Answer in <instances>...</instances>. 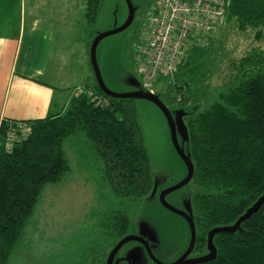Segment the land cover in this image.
Returning <instances> with one entry per match:
<instances>
[{
	"label": "trees",
	"instance_id": "16d2710c",
	"mask_svg": "<svg viewBox=\"0 0 264 264\" xmlns=\"http://www.w3.org/2000/svg\"><path fill=\"white\" fill-rule=\"evenodd\" d=\"M87 3L89 27H94L103 0ZM231 22L242 30L264 28V0H231L226 23ZM215 39L192 49L171 80L181 105L203 102L201 111L184 118L194 163L191 182L200 190L192 199L193 256L208 252L212 228L234 224L264 194V49L244 56L234 77L210 88L204 82ZM89 90L74 96L63 113L25 121L31 133L11 150L6 136L16 121L2 120L0 264H8L24 239L46 187L71 171L67 148L79 160L97 162L98 192L84 227L59 250L56 264H71L66 260L82 251L95 261L111 250L129 232L131 209L151 192L150 157L135 100L111 97L97 83L96 95ZM214 244L215 259L200 264H264V203L236 231L215 235Z\"/></svg>",
	"mask_w": 264,
	"mask_h": 264
},
{
	"label": "rangeland",
	"instance_id": "374dc122",
	"mask_svg": "<svg viewBox=\"0 0 264 264\" xmlns=\"http://www.w3.org/2000/svg\"><path fill=\"white\" fill-rule=\"evenodd\" d=\"M131 1L137 9L134 22L125 30L101 40L96 51L102 78L106 86L114 92L134 91L137 88L134 80L140 82L133 53L143 22L147 19L154 0ZM84 3L85 0H0V35L18 33L21 30L31 36L33 29L37 28L49 33L51 40L47 42L46 49L51 47V54L48 62L59 59L70 62L75 78H80L87 65L90 79L86 87L90 89L89 94L93 95L96 93V78L90 56L87 58V64H84L76 49L79 45L74 43V39L86 38L82 30H77L83 20ZM127 17L128 6L125 0H103L94 27H89L90 42L97 34L121 26ZM215 38L213 52L210 53L213 64L208 68V76L204 82L210 88L234 77L238 72L236 67L244 56L264 49V28L242 30L237 22L225 23ZM38 46L36 45V48ZM24 57L23 51L21 59ZM65 68L67 69V66ZM171 80L159 81L152 89L169 108L175 110L185 107L193 114L203 109V102L195 104L193 100L188 101L186 106L181 105L182 97L179 92L174 91ZM48 81L55 84L54 79ZM95 99L99 102L102 96H95ZM134 100L137 120L150 157L153 187L151 193L131 209L130 215L134 217L142 214V211H139L141 205L148 208L156 204L153 206L155 213H151V210L148 212L151 224L147 227H151L157 236V255L160 259L170 262L188 248L189 226L182 217L161 207L158 196L163 189L180 182L186 176L187 168L173 146L171 130L161 109L151 101ZM67 153L71 171L60 182L46 187L32 222L26 228V235L8 264H56L54 258L59 250L74 237L73 234L78 229L84 227L87 214L96 204L99 168L97 162L79 160L74 151L68 148ZM154 184L159 192L156 187L153 190ZM198 191L199 189L189 182L168 194L167 200L177 208H184L186 201L192 199ZM202 243L204 245L205 242ZM125 249L127 247L123 250ZM108 252L97 259L102 260ZM141 263L144 264L143 261L139 264Z\"/></svg>",
	"mask_w": 264,
	"mask_h": 264
},
{
	"label": "crops",
	"instance_id": "0c3cea01",
	"mask_svg": "<svg viewBox=\"0 0 264 264\" xmlns=\"http://www.w3.org/2000/svg\"><path fill=\"white\" fill-rule=\"evenodd\" d=\"M87 7L85 0L83 20L77 29L83 31L86 42L81 37L74 39L84 64L90 56ZM50 40L49 33L38 28L33 29L31 36L21 30L0 35V124L4 119L32 121L63 113L78 89L88 84L90 71L87 65L80 78H75L70 62L63 59L48 62L51 47H46ZM36 45L39 46L36 48ZM23 51L25 57L21 59ZM48 79H54L55 84Z\"/></svg>",
	"mask_w": 264,
	"mask_h": 264
},
{
	"label": "water",
	"instance_id": "95a60500",
	"mask_svg": "<svg viewBox=\"0 0 264 264\" xmlns=\"http://www.w3.org/2000/svg\"><path fill=\"white\" fill-rule=\"evenodd\" d=\"M125 1L128 6V17L125 20V22L121 26L103 33H99L91 39L90 47H89L91 65L95 74L96 83L105 94L115 98L145 99L151 101L161 109V111L164 113L165 117L167 118L171 130L173 146L176 152L178 153L179 157L186 165L187 172H186V176L180 182L166 189H163L161 192L158 191L156 185L154 184L153 190H155L156 187V191L160 193L158 199L161 207L165 208L171 213L179 215L186 221L187 225L189 226L188 228L190 232V240L186 251H184L174 260L167 262L165 260L160 259L155 251V247L158 244V242L155 243L157 236L152 231L151 227H147L149 226V224H151L150 222L151 218L149 217L148 212L150 210L151 213L152 211L154 212L155 209H153V206H155L156 204L150 205V207L148 208H145L144 205H141L139 211H142V214H140L139 216L131 217L130 229L128 234L123 236L113 246L108 256L107 264H118L119 261L121 260V259H117L119 255H124L125 258L123 260L124 262H127V264H139L140 261H143L144 264H152L151 263L152 261H154L156 264L205 263L215 259L217 255V249L214 244L215 235L219 233H232L236 231L238 228H240L242 221L250 217L252 213L258 211L259 208L262 206V204L264 203V194L259 198L257 202H255L249 209H247V211L243 215H241L234 224L222 225L212 228L208 233V240H207L208 252L201 256H195L189 258V256L192 254L195 248V244L197 240V228L194 220L193 207H192L193 198L186 201L184 208H177L168 202L167 195L182 188L184 185L191 182L194 175V163L192 161L191 153L189 149H187L185 144L188 142V130L184 118L186 115L190 113V111L184 107H179L175 110H172L160 99L159 95L154 90L145 87L141 83V81L139 82L138 80H134V84L137 86L136 90L134 91L114 92L110 90L106 86L102 78V74L97 61L96 51H97V46L101 42V40H103L107 36L125 30L134 22L137 9L131 0H125ZM198 192H200V190ZM125 247H127V249L123 250Z\"/></svg>",
	"mask_w": 264,
	"mask_h": 264
},
{
	"label": "built area",
	"instance_id": "2783aa9c",
	"mask_svg": "<svg viewBox=\"0 0 264 264\" xmlns=\"http://www.w3.org/2000/svg\"><path fill=\"white\" fill-rule=\"evenodd\" d=\"M231 0H154L135 45L133 60L141 83L153 89L172 79L194 48L208 47L225 26ZM84 92L79 88L75 96ZM31 133L25 121H16L6 136V149Z\"/></svg>",
	"mask_w": 264,
	"mask_h": 264
},
{
	"label": "flooded vegetation",
	"instance_id": "af4514ba",
	"mask_svg": "<svg viewBox=\"0 0 264 264\" xmlns=\"http://www.w3.org/2000/svg\"><path fill=\"white\" fill-rule=\"evenodd\" d=\"M128 234V233H127ZM110 252H111V250L106 254V256L102 259V260H95V261H92V259L90 258V256H91V253L90 252H88V251H82V252H77L76 254L78 255L77 256V259H69V260H66V261H68V262H70L71 264H84V263H87V262H91V263H93V262H95V263H93V264H107V259H108V256H109V254H110ZM205 254V253H204ZM201 255H203V254H201ZM201 255H196V256H201ZM81 257V258H80ZM191 257H195V256H193V253L189 256V258H191ZM80 260H79V259ZM125 257H124V255H119L118 257H117V259H121L120 261H119V263L118 264H127V262H124V259ZM65 261V262H66ZM152 264H156L154 261H152L151 262Z\"/></svg>",
	"mask_w": 264,
	"mask_h": 264
}]
</instances>
